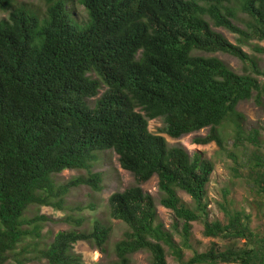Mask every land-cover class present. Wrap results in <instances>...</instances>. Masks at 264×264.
<instances>
[{"label": "trees", "instance_id": "obj_1", "mask_svg": "<svg viewBox=\"0 0 264 264\" xmlns=\"http://www.w3.org/2000/svg\"><path fill=\"white\" fill-rule=\"evenodd\" d=\"M14 2L0 0V10L10 11L0 19V264L34 258L83 264L74 250L81 241L106 250L111 227L95 219L84 230L85 219L71 215L63 220L73 228L41 248L37 239L50 218L27 212L32 206L65 210L66 197L79 186L102 191L103 176L92 169L98 153L108 150L138 183L109 198L111 217L128 227L115 244L113 264H133L141 251L151 254L152 264H168L170 255L179 264H264V234L252 228L251 213L233 207L230 191L218 202L223 219H210L215 164L149 130L159 118L175 139L210 128L195 143L224 149L225 129L234 126V145L246 150L243 162L264 217L261 133L246 132V116L238 110L251 99L264 106V71L242 48L264 41V0H78L86 20L74 16L70 0H44V15L13 8ZM216 28L237 34L239 44ZM254 50L264 54L262 46ZM216 52L241 60L244 72L200 54ZM102 89L92 106L89 100ZM68 169L87 175L59 184L55 176ZM154 176L161 205L184 222L181 242L159 221L157 201L141 187ZM194 222L202 223L204 237L226 241V247L212 243L198 251ZM186 250L192 252L188 259Z\"/></svg>", "mask_w": 264, "mask_h": 264}, {"label": "rangeland", "instance_id": "obj_2", "mask_svg": "<svg viewBox=\"0 0 264 264\" xmlns=\"http://www.w3.org/2000/svg\"><path fill=\"white\" fill-rule=\"evenodd\" d=\"M72 12L78 20H86L87 12L78 0H70ZM24 7L29 10L38 11L44 15L47 5L44 0H15L13 8ZM10 11L0 10V19L8 18ZM245 18L244 15H241ZM243 27L242 22L237 23ZM216 31L222 33L230 42L239 44V36L231 33L224 28H216ZM264 47V41L252 40L249 44L242 45L252 58L256 59L264 71V54H260L254 50V47ZM205 56H215L223 60L231 69L237 73H243L246 65L238 58L226 53H200ZM261 81L264 77H259ZM101 93L89 100L93 106L95 101L100 97ZM238 110L246 116L244 129L246 132L258 129L261 135V141L264 146V106L259 105L255 99L241 102ZM163 119H154L149 122V130L155 134L162 135L167 139L170 146H182L191 156L200 154L204 159L211 160L215 164V169L211 177V182L208 186L207 201L209 202L210 219H223V213L218 207V202L223 201L225 192L228 190L229 200L234 208H245L252 214V228L264 234V217L259 215L258 206L254 199L257 197L256 191L248 178V170L244 165L243 156L246 150L243 146H235L233 135L235 134L234 126L225 129V134L228 136L225 148L220 149L219 146L212 142L207 145L195 143L197 137H204L209 134L210 128L202 129L198 132L184 135L180 138H171L163 131ZM247 145L251 150L253 146L249 142ZM264 148V147H263ZM237 157V162L235 158ZM237 169V170H235ZM93 172H100L103 176V190L100 192L93 191L89 186H79L73 188L66 197V209L58 210L50 206H32L27 212L28 217L35 215H45L50 218L42 227V237L37 239L39 246L44 247L45 244L51 242L54 236L61 231H67L73 228V225L65 222L63 218L71 215L77 218L85 219L82 229L88 230L91 228L95 219L101 220L104 224L111 227V237L106 245V250L102 252L99 249L93 248L89 243L81 241L75 244L74 250L82 255L83 264H113L116 260L115 244L127 230V225L111 217L109 208V198L115 192H123L126 189L137 185L135 176L123 169L119 162V156L112 150L98 153V159L93 165ZM81 175H87L86 170L68 169L55 176L59 184H64L67 181ZM158 177L154 176L146 183L141 184V187L146 193L151 194L157 201V212L159 221L164 224L165 229L171 231L175 235V241L181 242L179 231L182 230L183 221L179 220L174 212L161 205L162 197L158 186ZM182 200L190 207L194 206L192 198L185 192H179ZM264 212V208L262 209ZM192 243L198 251H205L212 243H216L221 248L226 247V241L220 239L206 238L203 235L202 223H192ZM179 230V231H178ZM244 241L240 242L242 246ZM192 256L191 250H186V259ZM133 264H152L151 254L145 251L138 252L132 256ZM29 264H48L46 260L35 259ZM168 264H179L175 258L168 256Z\"/></svg>", "mask_w": 264, "mask_h": 264}]
</instances>
